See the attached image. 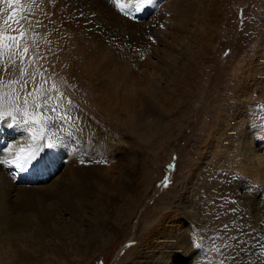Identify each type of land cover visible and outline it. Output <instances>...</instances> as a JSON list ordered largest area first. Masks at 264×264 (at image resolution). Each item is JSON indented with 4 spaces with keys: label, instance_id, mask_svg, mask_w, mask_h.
<instances>
[{
    "label": "rangeland",
    "instance_id": "obj_1",
    "mask_svg": "<svg viewBox=\"0 0 264 264\" xmlns=\"http://www.w3.org/2000/svg\"><path fill=\"white\" fill-rule=\"evenodd\" d=\"M219 5L221 18L208 16L209 39L182 56L185 71H175L167 62L172 58L167 51L175 50L178 42L173 36L163 53L154 50L146 58L142 51L139 56L122 53L131 77L116 80L113 72L120 70L113 66L102 87L88 83L85 77L91 73L86 68L73 74V57L62 55L61 48L58 53L35 24L29 29L31 39L25 40L30 52L43 57L37 62L60 57L54 64L51 59V67L38 66L27 75L29 88L33 75L39 82L35 86L42 83L43 72L44 88L55 83L81 112L76 115L62 104L56 121L66 110L75 124L59 119L57 130L50 132L58 127L56 122L47 129L48 137L34 143L39 150L36 160L49 168L61 165L47 181L26 183L29 176L23 170L37 168L35 160L25 169L11 166L10 175L2 176L0 264H219L222 258L227 264H257L258 257L264 259V182L247 178L239 158L246 135L255 143L264 141L259 87L264 77H257L260 84L252 87L254 95L243 91L249 72L262 70H254L253 64L264 59V0H219ZM17 8L0 4L3 16ZM97 8L93 3L92 9ZM172 15L166 4L148 20ZM55 33L67 43L64 32ZM163 37L155 38L162 42ZM62 61L69 73L52 69ZM161 62L164 68L158 72ZM136 94L139 100L133 102L130 98ZM244 109L245 118H237ZM16 129L3 135L6 144L34 141L26 126ZM53 133L60 137L57 147L65 145L57 166L48 164L47 157L57 149L46 147ZM20 134L26 138L20 140ZM165 181H170L167 187ZM223 193L237 202L238 212L213 221L212 200ZM23 215L34 218L26 225ZM234 217L238 226L231 231L243 233V238L230 250L235 255L221 257L213 238L221 222ZM190 238L198 247L189 243ZM215 242L218 245L219 239Z\"/></svg>",
    "mask_w": 264,
    "mask_h": 264
},
{
    "label": "bare ground",
    "instance_id": "obj_2",
    "mask_svg": "<svg viewBox=\"0 0 264 264\" xmlns=\"http://www.w3.org/2000/svg\"><path fill=\"white\" fill-rule=\"evenodd\" d=\"M157 1L158 5L155 8H150L147 11L141 13L135 10V0H123V3L126 6V11L129 13L128 15H125L112 3V0H50V2L53 3H50L47 0H36V5L32 8V12L34 14V21H42V26L37 27L42 30L41 32L43 36L47 37V39L50 40V45L53 44V46L58 50V53H61L59 51L60 48L64 49L61 54L65 57H73L71 61L73 62L74 66L71 65L70 68L68 67L72 71V73L76 74L77 76L80 72L83 71V69L86 68V71L91 73L90 77H85L88 83H91L95 87H102L104 85L103 82H105V78L111 76L109 68H112L113 66L118 67L120 70L119 72H113V76L116 80H125L126 76L131 77V66L123 60L122 53L129 55L130 52H135L136 56H139L138 52L142 51L143 58L150 57L154 50H158L163 53L165 50H167V42H171L173 36L177 38L178 42L174 43L175 50L167 51V56L172 55V58L167 60V62L171 64V67H173L175 71H181L182 73V71L186 70V67L181 64L182 56H186L197 51L202 47L203 43L209 39L211 29L208 28L207 24L208 22L212 21V18L208 19V16L213 15L214 20L219 19L221 18L220 13L223 10V6L219 5V0H214V5H212V0ZM92 2L97 5V9H92ZM166 4L167 7L172 11L173 15L170 18H158L154 22L150 23L148 20L150 14L152 13V16L154 12L159 11ZM48 10L52 13L49 14ZM81 12H83V16L80 15ZM93 12L96 13L95 16L92 15ZM9 13L10 10H7L4 16H7ZM106 19L109 21L114 20V22H109ZM109 23H112L113 25H109ZM160 24H163L165 26L164 28L168 30H159L164 29L159 26ZM121 25H126V27L124 26L125 28L123 29L122 27H120ZM57 30L65 33L66 36L64 38L67 40L66 44L64 43L63 38H57L56 36H54L56 35L55 31ZM163 35L164 37L162 39V42L156 40L155 43H152V41L149 40V37H161ZM28 37L31 39L30 32L28 34ZM47 39L46 41H48ZM24 42H26V40ZM262 51L264 53V48L262 49ZM70 55L72 57H70ZM34 56L36 58L32 59V57ZM28 57H30L34 62H30L28 58L23 62H17L16 67L9 66L7 74H3L4 64L7 62V55H4L2 58H0V75H2V79L4 82L3 85H0V87H2L0 88V95H2L4 92L10 91V89L4 86L9 80L23 78L25 79L28 77H21L20 73L22 69L29 72V75L34 69H37L36 67L48 66V64L51 67L50 61L53 60L54 64L56 58L57 60L60 59L59 56H56L55 58H50L49 56L42 63H40L36 61L40 57V55L37 52L30 51L28 53ZM162 60L165 61L164 59ZM63 63V61L61 64L58 63V67H52V69L60 70L64 73H69V71L67 72L66 67ZM55 64H57V62ZM253 67L255 68L254 70H258L260 69V67L262 68V70L249 72L250 75L248 81L244 85L243 90L247 91V93H245L247 94V96L254 95L252 94V87L254 85L260 84L257 77L259 75L264 77V59L258 61L257 65L255 66L253 64ZM163 68L164 63L161 62L156 69L158 72H160ZM169 77L171 78V80L176 78L174 75H169ZM132 79H134L133 76ZM35 81V85H37V83L39 82L37 80ZM128 84L131 85V81H129ZM13 87L18 88V86L15 85ZM259 87L262 88V93L260 94V96L264 97V84H260ZM18 90L20 92L22 91V89ZM158 94V92L155 93V96H157ZM130 99L133 102H137L139 100V95L136 94ZM245 102L248 103V100H246ZM149 108L150 107L148 106V108H143L138 111L145 112V110H149ZM69 111H73L76 115L81 112L76 108H69ZM45 113H48V110H46ZM245 116L246 109H244L240 113V116L237 118H245ZM237 118L236 120L238 122ZM158 120L159 119L156 120L155 126L157 125ZM60 121L59 119L56 121L58 127L51 129L50 132H54L60 127L62 122ZM9 123V121H0V133L2 132V136L0 137V161H3L5 159H12L13 155L19 151L21 146L25 148L31 146V148L34 149V143H36V141L38 140L36 139L28 145H23V142H16V144H6V140L2 139L3 135L8 136V134L12 132V128L18 129V126L9 127ZM231 125L232 124H230L229 126ZM243 133H246V131H244ZM45 136L48 137V133ZM19 137L20 140L26 138L25 134H20ZM243 141L244 142L241 144L239 157L241 161L240 164L243 163L242 170L240 171H242L243 174L247 175V178L253 180H261L264 182V141L255 143L254 137L249 134L246 135V138ZM64 146L65 145H62V147H56V150H53L47 155L48 164L54 166L60 165L59 162H55V160L60 158L65 152ZM9 149H12V154L9 153ZM43 163L44 161L41 160L37 168H24L25 170L23 171L29 176V181L26 183H34L36 181L42 182V180L47 181L52 174L58 172L61 168V165L59 169L58 167L49 168ZM234 163L235 162H233V164ZM230 165L232 166V163H230ZM11 166L15 167L14 165L0 164V182L3 181L2 176L10 175L9 171H11ZM33 218L34 217L31 216V219ZM29 219L30 218L23 215L24 224L27 225Z\"/></svg>",
    "mask_w": 264,
    "mask_h": 264
},
{
    "label": "snow or ice",
    "instance_id": "obj_3",
    "mask_svg": "<svg viewBox=\"0 0 264 264\" xmlns=\"http://www.w3.org/2000/svg\"><path fill=\"white\" fill-rule=\"evenodd\" d=\"M112 3L125 15L129 13L126 11V6L123 0H112ZM0 4H6L9 9L13 6H18V10H13L7 16L2 15L0 10V58L7 55V62L4 64V73L7 74L9 66H15L17 62H23L28 58L30 51L29 45L24 42L25 38L29 34V29L35 26H42V21L35 20L32 8L36 5V0H0ZM130 7V5H129ZM156 7V0H135V10L138 12H145L150 8ZM83 16V12L80 13ZM96 15L95 12L92 13ZM14 17H17L14 19ZM91 23V22H89ZM161 28L165 26L159 25ZM99 27V26H95ZM35 37L33 36V39ZM115 39V38H113ZM152 43L156 42L155 37H149ZM22 42L23 46H22ZM36 57H32L35 59ZM43 59V57H40ZM21 77H25L28 73L25 70H21ZM42 83L39 86H35V76L30 81L24 79L9 80L5 87L10 89L9 92H4L0 95V121H9V127L24 125L27 127V131L31 138L35 141L36 139L44 140L49 127L55 126L56 119L55 114L57 109L64 105L65 109L75 108L71 98L65 97L64 92L57 88L56 84L53 83L50 88L45 89L44 84L47 83V78L43 72L40 73ZM2 75H0V85H3ZM18 86L13 87V86ZM74 87V85H69ZM18 89H24V92H20ZM55 93V95H53ZM47 108L48 113L43 110ZM19 117V119H18ZM61 121L67 119L75 124L72 116L68 115L67 111H63L59 116ZM14 122V123H11ZM83 131V130H82ZM60 142V137L53 133L52 137L48 138L46 147L48 149L56 148ZM12 154V149L8 150ZM38 149H32L31 146L25 148L20 147L19 151L13 155L12 159H5L0 161V164L14 165L17 168H24L26 165L32 164L35 160L36 164L40 163L36 160ZM175 159V157L173 158ZM84 161H81L83 163ZM96 163H107V160H96ZM170 168H174L175 165H170ZM170 181H165L164 187H167ZM236 201L231 199V196L227 193L219 195L216 199L212 200V206L214 207L213 221H222L224 217L236 214L238 208L235 206ZM229 204L232 206L229 207ZM237 221L235 217L233 220L223 223L221 222L217 229L216 236L213 238V244L215 251L224 257L225 255H235V252L230 251L235 248L236 245H240L243 238V233L233 232L231 230L237 227ZM216 239H219V244H216ZM189 243L193 247H198L195 241L189 239ZM241 247H243L241 245ZM264 247V246H262ZM239 249H237L238 251ZM261 257H264V252L261 253ZM219 264H227L225 259H221ZM235 264V261H233ZM257 264H264V259L258 257Z\"/></svg>",
    "mask_w": 264,
    "mask_h": 264
}]
</instances>
